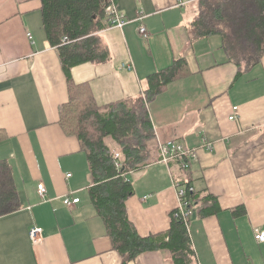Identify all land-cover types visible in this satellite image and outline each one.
Wrapping results in <instances>:
<instances>
[{"label":"crops","instance_id":"0c3cea01","mask_svg":"<svg viewBox=\"0 0 264 264\" xmlns=\"http://www.w3.org/2000/svg\"><path fill=\"white\" fill-rule=\"evenodd\" d=\"M198 0H116L129 20L122 30L99 33L109 60L71 69L74 83L88 82L100 106L143 97L147 77L184 58L190 75L170 85L150 106L155 132L152 163L127 175L133 195L125 206L137 233L165 232L177 207L172 170L160 161L159 143L195 150L193 187L206 188L220 211L203 219L193 211L189 234L198 264H264V57L236 79L218 35L192 40L188 24ZM40 0H0V159L12 169L20 209L0 217V264H121L89 203L92 178L78 140L59 125L68 82L58 51L47 42ZM142 24L148 38H142ZM31 35V39L28 38ZM187 82L189 92L175 90ZM181 82V83H182ZM177 92L178 99H172ZM232 107L236 119L230 121ZM212 143L207 152L201 145ZM70 174L68 178L67 175ZM46 188L45 200L37 194ZM80 199L72 208L63 197ZM237 209L241 215L234 216ZM42 230L34 244L28 233ZM129 264H171L162 252Z\"/></svg>","mask_w":264,"mask_h":264},{"label":"trees","instance_id":"16d2710c","mask_svg":"<svg viewBox=\"0 0 264 264\" xmlns=\"http://www.w3.org/2000/svg\"><path fill=\"white\" fill-rule=\"evenodd\" d=\"M40 1L45 38L58 51L68 82V101L59 108V125L67 136L78 140L86 156L92 178L89 203L101 219L112 249L120 255L121 264L150 252L164 253L171 264H198L189 220L184 221L177 208L169 213L170 225L165 232L142 237L129 221L125 206L133 195L127 175L153 161L150 145L155 132L149 108L170 85L190 75L186 60L175 59L170 66L148 76L143 97L100 106L88 82H73L71 69L109 60L108 48L99 33L110 28L106 11L110 0ZM197 8L196 17L188 24L189 37L199 40L220 36L228 61L237 68L236 79L261 63L264 0H198ZM115 152L120 155L118 160L114 159ZM116 162L121 164L119 170ZM192 164L182 169L181 162L174 161L169 169L179 180V187L185 189V211H197L203 219L217 214L220 207L206 188L194 189L196 171ZM20 207L11 166L6 159H0V217ZM232 213L241 215L237 209Z\"/></svg>","mask_w":264,"mask_h":264},{"label":"built area","instance_id":"2783aa9c","mask_svg":"<svg viewBox=\"0 0 264 264\" xmlns=\"http://www.w3.org/2000/svg\"><path fill=\"white\" fill-rule=\"evenodd\" d=\"M107 16H108V22L110 25V28H117V29H123L127 24L133 22V21H140L143 18L140 16L134 20H129L127 19L117 8L115 2L113 0H110L109 6L107 7ZM138 33L139 35L146 39L148 38V33L145 29V27L140 24L138 28ZM29 39H31V35H27ZM66 38H63L62 42H65ZM232 114L229 116V120L233 121L236 119V113H237V107H232ZM201 147L206 150L207 152H212L214 150L213 144L212 143H207L203 142ZM120 155L119 153L115 152L114 153V159H119ZM159 158L160 161L163 162L165 165L169 167V164L174 161H179L182 164V169H188L190 164L194 163L197 160V154L195 150L189 149L185 147L184 145L173 141L169 140L166 142H160L159 143ZM116 168L119 170L121 167L120 163L115 164ZM67 177H70V174L67 175ZM173 187L176 190L177 194V209L181 215V217L184 219V221H188L189 217L192 214V211H185V202H184V196H185V189L179 187V180H176L173 176ZM193 189H190L192 191ZM46 188L43 184H38L37 186V194L40 200H45L46 198ZM63 205L67 208H72L74 205L79 204L80 199L79 198H72L71 196H64L63 197ZM41 234L42 230L37 227H32L29 230L28 236L31 242L34 244L38 243L39 240L41 239ZM253 237L254 240L258 244L264 245V230H259L255 229L253 231Z\"/></svg>","mask_w":264,"mask_h":264},{"label":"rangeland","instance_id":"374dc122","mask_svg":"<svg viewBox=\"0 0 264 264\" xmlns=\"http://www.w3.org/2000/svg\"><path fill=\"white\" fill-rule=\"evenodd\" d=\"M140 17V16H139ZM178 82V81H177ZM182 82V81H181ZM179 82V86L178 87H176V89L175 90H179L181 93L182 92H189L190 90L189 89H187L188 88V85H187V82ZM171 98V100L172 99H178V98H180V97H178L177 96V92L173 95V96H171L170 97Z\"/></svg>","mask_w":264,"mask_h":264}]
</instances>
